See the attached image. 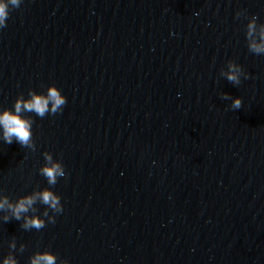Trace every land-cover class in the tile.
Listing matches in <instances>:
<instances>
[{"label":"water","instance_id":"water-1","mask_svg":"<svg viewBox=\"0 0 264 264\" xmlns=\"http://www.w3.org/2000/svg\"><path fill=\"white\" fill-rule=\"evenodd\" d=\"M253 16L259 29L264 0L10 8L0 113L52 85L67 103L42 118L21 113L34 149L5 143L0 127V200L50 190L63 212L40 199L19 221L0 210V264L46 251L57 264H264V55L249 50ZM229 63L243 69L239 85L222 74ZM45 153L65 166L56 185L41 175ZM29 217L45 226L25 229Z\"/></svg>","mask_w":264,"mask_h":264},{"label":"clouds","instance_id":"clouds-1","mask_svg":"<svg viewBox=\"0 0 264 264\" xmlns=\"http://www.w3.org/2000/svg\"><path fill=\"white\" fill-rule=\"evenodd\" d=\"M22 0H0V29L7 26V21L10 15V8H18ZM243 13L238 12L237 17ZM257 17L253 16L251 22L247 24L246 36L249 43V50L257 55H264V24L259 29L257 28ZM229 82L234 85L241 83V75L243 69L235 63H229L228 71L222 73ZM247 79L248 75L244 74ZM30 99L25 100L23 96L17 99L13 110H5L0 113V127L3 129V140L7 144H12L15 139L22 147L33 148L32 137V123L31 119H27L21 115L22 112L35 113L39 117L45 115L57 114L62 112L63 106L67 103V98L61 94V90L52 85L48 88L46 95H38L35 91H29ZM223 99H230L227 94H223ZM51 104V107L49 105ZM242 106V99L236 98L231 107L233 109H240ZM46 165L40 170L41 175L47 178L50 185H56L58 178L66 177L67 173L62 161H53V157L49 153H45ZM40 199L43 204L48 205L56 214L63 212V205L61 197L53 191L45 190L42 193L28 195L20 198L17 203H10L9 199L5 197L0 200V210H8L16 220L22 219V214L28 213L29 209ZM5 217V221H8ZM50 222L55 223V218ZM45 225L39 218L29 217L24 219L23 227L25 229L35 228L37 230L43 228ZM57 256L51 252H43L36 254L31 259V264H57ZM4 264H16V261L9 257L4 261ZM63 264H68L67 260H63Z\"/></svg>","mask_w":264,"mask_h":264}]
</instances>
